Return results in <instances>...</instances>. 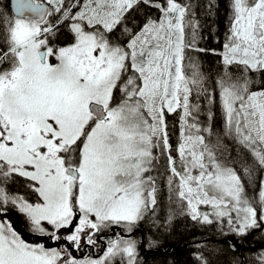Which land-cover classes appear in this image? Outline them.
<instances>
[{
	"label": "snow or ice",
	"instance_id": "snow-or-ice-1",
	"mask_svg": "<svg viewBox=\"0 0 264 264\" xmlns=\"http://www.w3.org/2000/svg\"><path fill=\"white\" fill-rule=\"evenodd\" d=\"M214 7L208 0L209 15ZM229 9L213 78L198 55L204 24L185 0H14V16L0 13V213L10 205L33 232L96 244L86 229L131 232L155 211L152 172L163 160L193 221L238 236L264 223V181L250 199L240 170L217 155L230 137L251 154L245 174L264 169V0H229ZM18 178L37 201L9 191ZM116 254L135 264L137 242L121 237L104 258L77 260L0 222V264H106Z\"/></svg>",
	"mask_w": 264,
	"mask_h": 264
},
{
	"label": "trees",
	"instance_id": "trees-1",
	"mask_svg": "<svg viewBox=\"0 0 264 264\" xmlns=\"http://www.w3.org/2000/svg\"><path fill=\"white\" fill-rule=\"evenodd\" d=\"M1 2L0 13L12 17L5 0ZM185 2L193 5L198 18L204 24L201 32L203 39L199 40V47L207 51L198 54L203 70L207 75L217 78L223 71V66L220 63V56L214 54L213 50L220 52L223 49L229 25V0H213L215 7L210 15L206 8L208 0H185ZM147 11L158 15L155 9H147ZM144 16L143 4L140 5V11L131 13V17L135 18L137 24L143 22ZM230 71L234 75L240 74V69L235 65ZM254 78L257 83L261 80L259 73L254 74ZM221 127L222 119L217 117L215 128L219 130ZM173 140H175V134ZM212 141L216 142L215 135ZM221 141L225 148L218 151V157L222 162L230 166L234 165L240 170L246 195L258 201L264 169L255 165L251 175L245 174L243 169L254 164L251 154L230 137H221ZM152 175L157 179V205L154 212H148L145 218L137 223L146 228L143 243L146 253L142 256L137 253L135 264H204V261L207 264H264V261L260 259L264 255V223L249 229L246 235L238 236L230 231L226 223L206 224L193 221L175 192L169 190L166 182V165L163 160L158 163ZM8 189L14 195L15 192H18V195L23 194L30 202L38 199L37 194L32 192L22 179L18 178L15 183L9 182ZM199 241L202 242L199 243ZM69 244L72 245L71 242ZM64 246L66 248V245ZM201 256L203 260L199 259Z\"/></svg>",
	"mask_w": 264,
	"mask_h": 264
},
{
	"label": "flooded vegetation",
	"instance_id": "flooded-vegetation-1",
	"mask_svg": "<svg viewBox=\"0 0 264 264\" xmlns=\"http://www.w3.org/2000/svg\"><path fill=\"white\" fill-rule=\"evenodd\" d=\"M5 2L11 11L9 0H5ZM0 10H2V7H0ZM11 14L14 16L12 11ZM19 194V196H23L26 199L23 194ZM15 195H18V192H15ZM0 221L11 224L13 230L16 231L20 237L26 238L27 240H40L45 247L50 248L53 245L52 247H55L60 251H64L66 249L69 254V258L73 257L74 259L82 260L104 258V254L107 251L110 242L121 237L124 239L135 240L137 242V253L140 254V256L146 253V249L143 246L146 228L142 224H136L133 226L131 232L127 229H123V225H109L106 228H102L99 232H95V230L90 229V233H87L91 235L94 240H96V244H89L88 236L84 235V238L80 241L79 247H77L76 245H70L69 242H66L64 239L55 241L47 236H42L39 233L33 232L31 230V225L25 219V216L10 205L8 206L7 212L0 213ZM64 245H66V248ZM126 260L127 258L125 255L116 254L108 257L106 264H127Z\"/></svg>",
	"mask_w": 264,
	"mask_h": 264
},
{
	"label": "rangeland",
	"instance_id": "rangeland-1",
	"mask_svg": "<svg viewBox=\"0 0 264 264\" xmlns=\"http://www.w3.org/2000/svg\"><path fill=\"white\" fill-rule=\"evenodd\" d=\"M221 51H223V49L221 50ZM220 51V52H221ZM262 181H264V171H263V174H262V178H261V182ZM260 186H261V183H260ZM260 189V188H259ZM258 198H259V192H258ZM206 210H209V209H206L204 206H202L201 207V211H206ZM1 222V221H0ZM86 232H88V233H90V229H86L85 230ZM61 232H62V234L63 235H68L69 233H68V231L67 230H61ZM22 239H24L25 240V242H27V243H31V244H37L38 242L39 243H42L40 240H36V241H30V240H27L26 238H23V237H21ZM84 238V234L82 233L81 234V239H80V241L82 240ZM65 240V239H64ZM38 241V242H37ZM66 242H69V241H67V240H65ZM51 244H52V241H51ZM72 244V243H71ZM74 244H72V246H73ZM53 246V245H52ZM52 246L50 247V248H52ZM70 258H73V257H70ZM127 258V257H126ZM77 260H82V259H77ZM93 260H96V259H93ZM127 261V260H126Z\"/></svg>",
	"mask_w": 264,
	"mask_h": 264
},
{
	"label": "water",
	"instance_id": "water-1",
	"mask_svg": "<svg viewBox=\"0 0 264 264\" xmlns=\"http://www.w3.org/2000/svg\"><path fill=\"white\" fill-rule=\"evenodd\" d=\"M9 4H10V8H11L12 13L15 15V12H14V0H9ZM26 15H31V14H26ZM112 229H113V227H112Z\"/></svg>",
	"mask_w": 264,
	"mask_h": 264
},
{
	"label": "bare ground",
	"instance_id": "bare-ground-1",
	"mask_svg": "<svg viewBox=\"0 0 264 264\" xmlns=\"http://www.w3.org/2000/svg\"><path fill=\"white\" fill-rule=\"evenodd\" d=\"M145 222V221H144ZM146 224V223H145ZM149 226V225H148ZM202 242V241H201ZM200 241H199V243H201ZM198 243V242H197ZM184 244V243H183ZM154 246H155V244H153ZM242 247V246H241ZM168 250V249H167Z\"/></svg>",
	"mask_w": 264,
	"mask_h": 264
}]
</instances>
